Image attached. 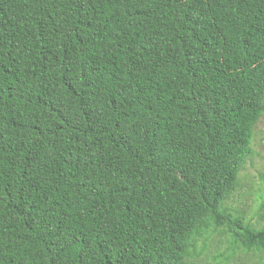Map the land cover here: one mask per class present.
Listing matches in <instances>:
<instances>
[{
  "label": "trees",
  "instance_id": "trees-1",
  "mask_svg": "<svg viewBox=\"0 0 264 264\" xmlns=\"http://www.w3.org/2000/svg\"><path fill=\"white\" fill-rule=\"evenodd\" d=\"M263 115L264 0H0V264H264Z\"/></svg>",
  "mask_w": 264,
  "mask_h": 264
},
{
  "label": "rangeland",
  "instance_id": "rangeland-1",
  "mask_svg": "<svg viewBox=\"0 0 264 264\" xmlns=\"http://www.w3.org/2000/svg\"><path fill=\"white\" fill-rule=\"evenodd\" d=\"M252 154L242 166L238 179L239 187L228 200L227 204L244 212L247 219L258 226H264V219L260 218V205L264 200V115L261 116L253 128L251 141ZM228 236H218L215 233L211 237L202 239L199 243H208V250L197 262L187 264H226L223 257L230 253ZM237 250L235 258L229 264H261L258 254H246ZM218 256V260L214 257ZM242 258H244L242 260ZM239 260V261H238Z\"/></svg>",
  "mask_w": 264,
  "mask_h": 264
}]
</instances>
